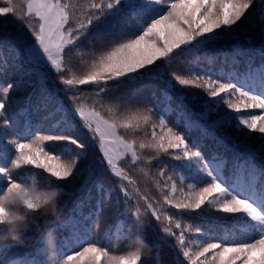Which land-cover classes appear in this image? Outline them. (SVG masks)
Listing matches in <instances>:
<instances>
[{
    "label": "snow or ice",
    "instance_id": "1",
    "mask_svg": "<svg viewBox=\"0 0 264 264\" xmlns=\"http://www.w3.org/2000/svg\"><path fill=\"white\" fill-rule=\"evenodd\" d=\"M256 3L264 9V0H83L82 3H73L72 0H0V27H6L8 17H12L13 22H18L30 33L33 39L24 45V49L27 60L35 66L38 82H48L47 73L41 69L50 66L69 100V107L64 111L76 117L79 127L97 143L100 162L119 180L125 213L131 215L137 225L143 223L140 220L142 212L150 213L162 223L163 233L174 238L183 257L178 264H264V184L257 186V176L252 169L244 179L243 165L238 166L240 171L231 179L226 178L222 172L223 161L217 163L215 153L205 159L199 147L193 150L185 135L169 127L164 116L158 121L159 132L156 131L157 124L152 123L150 138L147 135L139 141L128 138L121 130H138L151 123V110L137 107L119 113L117 105L108 107L106 115L103 97L146 75L155 79L153 66L157 61L171 63L177 50H199L226 36L235 38L240 25L248 18L246 13ZM155 5L163 7L154 9ZM126 9L131 17L147 12H152L153 17L147 26L140 25L132 35H127V20L122 17ZM110 18L115 22L101 27ZM84 40L90 44L94 42L100 51L86 62L85 70L77 74L66 55L78 49ZM172 77L181 86L203 88L209 97L221 98L227 108L237 114L242 110L259 109L260 115H238L237 128L243 125L250 131L264 134V70L249 74L242 81L238 79L236 83H222L211 76L195 74L185 77L173 73ZM23 84L25 82L20 80L0 87V148L6 149L0 152L3 161L0 163V180L5 182V186L0 187V264H143L144 250L149 245L139 234L134 239L135 246L117 252L104 246L102 240L93 241L75 232L70 237L58 239L48 228L42 230L47 236L43 240L45 247L38 252L41 258L5 259L13 247L27 246L25 233L32 227L21 232L19 240L9 241L3 225L17 223L27 216L36 219L52 198L50 189L29 184L22 176L14 177L13 172L40 170L49 182L54 178L56 182L71 184L83 175L84 169L79 164L87 158V144L76 134V120H63L43 131L34 130L29 124L20 133L10 134L12 117L6 112L7 96L13 88L18 89ZM81 86L91 91H82ZM229 95L236 97L238 102L234 103ZM88 96L97 99L89 104ZM133 98L126 103L130 104ZM215 126L214 123L212 127ZM188 127L191 129L192 126ZM145 149L157 157L171 155L183 162L184 169H194L195 175L191 178L195 183L188 184L185 191L183 187L178 189L171 176L164 187L157 181L160 200L141 194L138 188L130 190L128 185H134L136 181L121 164L128 162L132 167L140 166L145 162L141 155ZM152 158L148 157L147 162L150 163ZM87 170L81 189L94 173L91 165ZM163 172L161 169V175ZM184 179L181 177L182 182ZM199 184L203 186L198 187ZM58 189L64 191L62 187ZM97 190L103 192L102 183L97 184ZM133 198L135 203H130ZM141 200L143 206L139 203ZM64 206L58 202L59 217ZM165 206L175 209L176 213L170 214ZM207 206L215 208L221 215L229 214L228 219L236 231L226 232L216 242H207L212 237L197 228L201 240L189 241L178 215L196 213ZM17 209L23 210L24 215H19ZM52 223L53 220H45V225ZM176 230L180 231L177 233ZM69 245L74 249L71 254L65 251Z\"/></svg>",
    "mask_w": 264,
    "mask_h": 264
},
{
    "label": "trees",
    "instance_id": "2",
    "mask_svg": "<svg viewBox=\"0 0 264 264\" xmlns=\"http://www.w3.org/2000/svg\"><path fill=\"white\" fill-rule=\"evenodd\" d=\"M72 2L82 3L83 0H72ZM153 7L155 9L163 5ZM246 16L248 18L240 25L235 38L226 36L223 40L199 50H177L176 58L171 63L157 61L153 66L155 79H150L146 75L133 84H125L108 92L103 97L105 114L108 115V107H117V105L119 113L135 110L137 107L150 109L151 123L138 130L122 129L121 133L138 141L144 139L146 135L150 138L153 131L152 123L157 124L156 131L159 132L158 121L164 116L168 126L183 133L189 145L193 146V150L199 147L205 159H210L215 153L218 157L216 162L223 161L222 172L226 178L231 179L240 171L238 166L243 165L244 179L248 178V171L252 169L257 176V186L264 184V175L261 174L264 172V147H262L264 134L250 131L243 125L237 128L238 115H260V110L247 109L237 114L228 109L221 98L209 97L203 88L181 86L172 77L173 73L185 77L195 74L211 76L222 83H236L238 79L242 81L249 74H257L264 70V51H262L264 19H261V16H264V9L256 3ZM122 17L127 20L126 34L132 35L133 30L138 26H147V23H150L153 13L147 12L131 17L126 9ZM8 21L6 27H0V87H7L9 83L20 80L25 82L18 89L13 88L7 96L6 112L12 117L10 134L20 133L29 124L34 126V130L43 131L44 128L57 122L76 120V134L80 135L87 144V158L81 160L79 164V167L84 169L83 175L71 184L56 182L54 178L49 182L46 174L41 173L40 170L21 169L13 172L14 177L22 176L29 184L35 183L47 189L62 187L64 191L59 202L65 206L59 219L39 215L36 219L40 230L33 226L32 230L25 233L27 246L13 247L5 259L10 261L14 258L24 260L41 258L38 252L45 247L43 240L47 236V232L42 230L48 228L58 239L70 237L75 232L93 241L102 240L104 246L117 252L127 251L135 246L133 242L139 234L149 245V248L144 250L143 264H178V261H183L174 238L165 236L162 231L164 225L157 222L150 213L142 212L140 216L142 225H137L131 215L125 213L124 197L118 186L119 180L100 162L101 153L97 143L79 127L76 117L64 111L69 107V100L61 90L63 86L54 70L43 66L41 70L47 73L48 82H38L35 66L27 60L24 49V45L33 38L26 28L20 27L18 22H13L12 17H8ZM114 22L110 18L101 27L110 26ZM99 51V47L94 42L90 44L88 40H84L78 49H73L66 55V60L70 62L73 71L79 74L85 70L86 62H90L93 55ZM81 90L91 91L85 86H81ZM131 97H134L131 103H126ZM228 98L234 103L238 102L236 97L229 95ZM96 99L88 96L87 103L92 104ZM214 123L216 126L212 127ZM188 125L192 126L191 129ZM10 148L9 145L8 149ZM3 151L6 149L0 148V152ZM141 155L145 162L140 166L132 167L128 162L121 164L136 181L134 185H128L130 190L138 188L141 194L160 200L157 181L160 182L161 187H164L165 181L171 176L178 189L183 187L185 191L188 190V184L195 183L191 178L195 175V170L184 169L181 166L183 162L175 160L173 156L157 157L148 149L143 150ZM148 157H153L150 163L147 162ZM2 162L0 160V163ZM88 165L92 166L94 173L81 189L88 175ZM161 169L164 170L163 175ZM181 177H185L183 182ZM98 183L103 184V192L98 193ZM4 186L5 182L0 180V187ZM202 186L203 184L198 185V187ZM170 187L169 182L168 188ZM129 202L135 203V199ZM139 203L143 206L142 200ZM165 207L170 214L176 213L175 209ZM228 216L229 214L221 215L215 208L207 206L196 213L179 214L178 218L189 241L201 240L196 233V229L199 228L201 232L212 237L207 242H216L226 232L236 231ZM46 219L53 220L54 223L45 225ZM176 231L178 233L180 230ZM73 250L71 245L65 249L67 254H71ZM193 250L196 248L193 247Z\"/></svg>",
    "mask_w": 264,
    "mask_h": 264
},
{
    "label": "clouds",
    "instance_id": "3",
    "mask_svg": "<svg viewBox=\"0 0 264 264\" xmlns=\"http://www.w3.org/2000/svg\"><path fill=\"white\" fill-rule=\"evenodd\" d=\"M33 190H35L34 186H33ZM50 192L52 193L51 203H49L43 209H41V215L43 217H51L53 219H59L58 202L60 196L62 195V190L58 188H52L50 189ZM17 213L19 215H24V212L21 209H17ZM33 226L37 228L40 227L37 219L32 218L30 216L25 217L24 220L19 221L17 223H10L3 225L5 229L6 238L12 239L14 241L20 239V233L23 232L27 227H33Z\"/></svg>",
    "mask_w": 264,
    "mask_h": 264
},
{
    "label": "rangeland",
    "instance_id": "4",
    "mask_svg": "<svg viewBox=\"0 0 264 264\" xmlns=\"http://www.w3.org/2000/svg\"><path fill=\"white\" fill-rule=\"evenodd\" d=\"M45 66L50 68V66H47V65H45ZM50 69H51V68H50ZM34 70H35V68H34Z\"/></svg>",
    "mask_w": 264,
    "mask_h": 264
}]
</instances>
